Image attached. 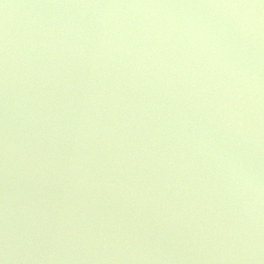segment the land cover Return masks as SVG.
I'll return each mask as SVG.
<instances>
[{"label":"clouds","instance_id":"clouds-1","mask_svg":"<svg viewBox=\"0 0 264 264\" xmlns=\"http://www.w3.org/2000/svg\"><path fill=\"white\" fill-rule=\"evenodd\" d=\"M0 5V264H264V0Z\"/></svg>","mask_w":264,"mask_h":264},{"label":"water","instance_id":"water-1","mask_svg":"<svg viewBox=\"0 0 264 264\" xmlns=\"http://www.w3.org/2000/svg\"><path fill=\"white\" fill-rule=\"evenodd\" d=\"M5 2L10 3V4H21V3H29V2H34V0H5ZM9 15L10 18H15V16L17 15L18 9H9ZM3 16V8L2 5H0V19H2Z\"/></svg>","mask_w":264,"mask_h":264}]
</instances>
